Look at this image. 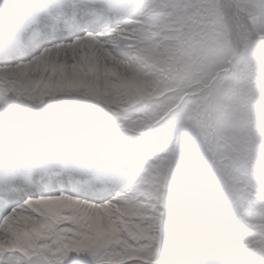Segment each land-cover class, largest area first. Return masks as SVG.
<instances>
[{"label": "clouds", "instance_id": "clouds-1", "mask_svg": "<svg viewBox=\"0 0 264 264\" xmlns=\"http://www.w3.org/2000/svg\"><path fill=\"white\" fill-rule=\"evenodd\" d=\"M54 201L12 264H264V0H0V205Z\"/></svg>", "mask_w": 264, "mask_h": 264}, {"label": "bare ground", "instance_id": "bare-ground-1", "mask_svg": "<svg viewBox=\"0 0 264 264\" xmlns=\"http://www.w3.org/2000/svg\"><path fill=\"white\" fill-rule=\"evenodd\" d=\"M73 63H76V65L79 67V68H81L83 65L84 66H87V67H89V68H91V67H94L95 68V65H94V63H90L88 60H85V61H83L82 63L81 62H69L68 64L69 65H71V67L73 68ZM51 68V67H50ZM49 68V69H50ZM48 69V70H49ZM52 69V68H51ZM58 70H62L61 68H57ZM64 70V69H63ZM73 70H75L74 68H73ZM67 204H66V202L65 201H54V202H52V203H50V204H46V205H43L42 207H37L35 204H33V205H29V206H26V207H24V208H26L27 210H30L31 212H35V210H36V208L38 209H40V211H42V213L45 211L46 212V210H54V209H57V210H55L54 212H58L59 211V209H62L64 206H66ZM83 211H90V209H84ZM100 211H103V210H100ZM44 214V213H43ZM46 214V213H45ZM38 217H32V216H27V215H25V214H23V215H21L20 214V212H18V211H16L14 214H12V215H10V216H8V217H5V218H3V219H0L1 220V223H0V235L3 233V234H6L7 232H8V229H10V228H13V224H14V222L15 221H20L19 223H18V225H17V227L15 228V229H17V228H19L18 230H17V232H16V234L15 235H17V236H19V238H24V241L26 240V239H30V240H28L27 241V243H24V244H20V243H17L16 245H14V246H10V247H5V248H3L2 249V251H1V254H3V251L5 250V249H10V251L11 252H13V253H18L19 255H25L26 257H31V254L28 252V247L29 246H34L33 244H34V242L33 241H35L34 240V238L35 237H32V235L33 234H35L36 233V231H37V227L36 226H33L32 224H30V222L31 223H33V222H35V223H37L38 224ZM45 219V218H44ZM36 224V225H37ZM45 224H47V221L46 220H44V223H43V227L45 226ZM5 227V228H4ZM4 228V229H3ZM22 228L24 229V232H22L21 230H22ZM15 231V230H14ZM11 233V232H10ZM7 234H9V233H7ZM3 240V239H2ZM7 242H9V241H7ZM25 244H27L28 245V247L26 248V247H24V245ZM35 247L36 246H34V247H31V248H33V249H35Z\"/></svg>", "mask_w": 264, "mask_h": 264}, {"label": "rangeland", "instance_id": "rangeland-1", "mask_svg": "<svg viewBox=\"0 0 264 264\" xmlns=\"http://www.w3.org/2000/svg\"><path fill=\"white\" fill-rule=\"evenodd\" d=\"M73 65V64H72ZM75 70H73V68L71 67V65H69V64H67V67H66V69H64V71L66 72V75L69 77L63 84H61V83H57L56 85H54V86H52V91L54 92V93H57V94H60V93H65V92H70V91H72V90H75V89H78L79 87H80V85H81V79H80V77H82V76H85V75H88V76H92V75H98L99 77H103L104 76V73L103 72H99V73H97L96 72V69L94 68V67H91V68H89V67H87V66H82L81 68H79L77 65H76V67L74 68ZM53 71V69H49L48 70V72L49 73H51ZM56 71L57 72H59L60 70H58V69H56ZM109 72L110 71H112L111 69H109L108 70ZM65 208L67 207V205L66 206H64ZM63 207V208H64ZM48 211H52V210H48ZM47 210H46V212L44 211L43 213L45 214V213H47L48 212ZM35 212H38V213H42V211H40V209L38 208H36V210H35ZM40 213V214H41ZM42 213V214H43ZM21 214V213H20ZM39 214V215H40ZM42 214H41V216H42ZM21 215H23V214H21ZM20 222V221H19ZM18 221H15L14 222V224L12 225L13 226V228H10V229H8V232L7 233H9V234H1L0 235V241L3 243H7V241H9V242H11V243H15L16 241H17V239H18V236L17 235H15L16 234V232H17V230L19 229V228H17V229H15L16 227H17V225H18V223H19ZM38 224L37 223H35V222H33V223H31L30 222V224H32L33 226H35L36 224L37 225H39V224H41L40 223V221H39V219H38ZM37 227V226H36ZM5 228V227H4ZM3 228V229H4ZM15 230V231H14ZM22 232H24V229L22 228V230H21ZM1 232V231H0ZM11 232V233H10ZM44 232V231H43ZM36 236V233L35 234H33L32 235V237H35ZM55 238V235H53V236H50L49 238H47V242H46V244L44 245V246H47V245H50L52 242H53V239ZM3 239V240H2ZM28 240H30V239H28ZM3 245H6V244H3Z\"/></svg>", "mask_w": 264, "mask_h": 264}, {"label": "snow or ice", "instance_id": "snow-or-ice-1", "mask_svg": "<svg viewBox=\"0 0 264 264\" xmlns=\"http://www.w3.org/2000/svg\"><path fill=\"white\" fill-rule=\"evenodd\" d=\"M11 210V204L0 205V219L8 217V213ZM18 253H5L3 256H0V264H12L14 259L18 256Z\"/></svg>", "mask_w": 264, "mask_h": 264}]
</instances>
